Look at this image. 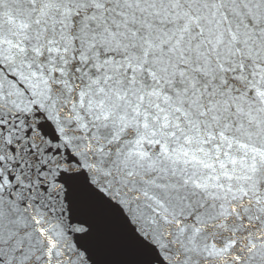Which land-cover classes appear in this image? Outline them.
I'll list each match as a JSON object with an SVG mask.
<instances>
[{"label": "water", "instance_id": "95a60500", "mask_svg": "<svg viewBox=\"0 0 264 264\" xmlns=\"http://www.w3.org/2000/svg\"><path fill=\"white\" fill-rule=\"evenodd\" d=\"M0 264H264V0H0Z\"/></svg>", "mask_w": 264, "mask_h": 264}]
</instances>
